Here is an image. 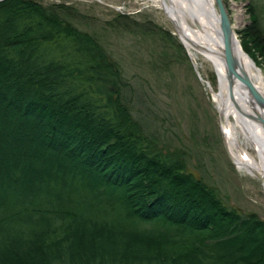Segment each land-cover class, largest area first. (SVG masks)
<instances>
[{
    "label": "trees",
    "instance_id": "16d2710c",
    "mask_svg": "<svg viewBox=\"0 0 264 264\" xmlns=\"http://www.w3.org/2000/svg\"><path fill=\"white\" fill-rule=\"evenodd\" d=\"M247 11L239 44L264 63ZM67 16L0 1V264H264V220L158 148L116 63Z\"/></svg>",
    "mask_w": 264,
    "mask_h": 264
},
{
    "label": "rangeland",
    "instance_id": "374dc122",
    "mask_svg": "<svg viewBox=\"0 0 264 264\" xmlns=\"http://www.w3.org/2000/svg\"><path fill=\"white\" fill-rule=\"evenodd\" d=\"M34 1L44 7L65 6L71 25L105 50L129 86L124 104L161 151L181 156L186 171L215 190L227 208L264 220L262 184L238 170L227 154L220 115L206 85L216 89L214 72L190 59L153 0ZM223 1L238 42L237 33L249 23L250 4L264 30V0ZM237 12L239 27L234 25ZM253 63L264 77L263 60L258 57Z\"/></svg>",
    "mask_w": 264,
    "mask_h": 264
},
{
    "label": "bare ground",
    "instance_id": "6f19581e",
    "mask_svg": "<svg viewBox=\"0 0 264 264\" xmlns=\"http://www.w3.org/2000/svg\"><path fill=\"white\" fill-rule=\"evenodd\" d=\"M165 13L190 59L208 65L216 77V89L206 82L223 124L226 150L234 166L250 176L264 179V131L249 116L264 118L246 87L230 79L223 63V47L213 0H153ZM237 10L236 6L231 5ZM235 27L239 15L235 14ZM240 68L264 97V77L251 58L234 44ZM203 81V79H202ZM205 83V81H204ZM264 191V186H263Z\"/></svg>",
    "mask_w": 264,
    "mask_h": 264
},
{
    "label": "water",
    "instance_id": "95a60500",
    "mask_svg": "<svg viewBox=\"0 0 264 264\" xmlns=\"http://www.w3.org/2000/svg\"><path fill=\"white\" fill-rule=\"evenodd\" d=\"M213 2L218 16V24L223 47L222 59L227 75L230 79H236L241 82L250 93L254 102L264 111V97L254 88L248 75L240 68L234 48V44L235 42H238V40L236 39V34L234 28L232 27L226 5L223 0H213ZM248 118L254 121L264 131V118L260 116H249ZM219 124L220 126L223 124V119L220 116ZM256 178L260 181L262 186H264V179L259 176H256Z\"/></svg>",
    "mask_w": 264,
    "mask_h": 264
}]
</instances>
